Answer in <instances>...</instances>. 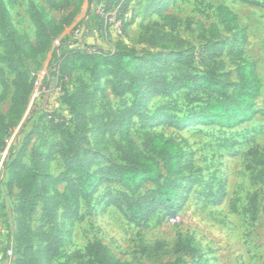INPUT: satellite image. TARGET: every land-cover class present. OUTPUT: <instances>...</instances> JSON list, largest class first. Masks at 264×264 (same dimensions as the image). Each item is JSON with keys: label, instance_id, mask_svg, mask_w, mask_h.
<instances>
[{"label": "rangeland", "instance_id": "rangeland-1", "mask_svg": "<svg viewBox=\"0 0 264 264\" xmlns=\"http://www.w3.org/2000/svg\"><path fill=\"white\" fill-rule=\"evenodd\" d=\"M34 10L47 15L53 35L43 54L35 51ZM107 17L118 25L111 21L104 25ZM14 34L26 46L13 59L26 73L42 77V87L38 91L34 87L19 121L13 111L16 76L8 67L5 47ZM121 43L143 60L139 63L143 71L134 67L128 71L149 88L158 74L160 83L166 84L186 74L191 84L197 76H208L232 93L239 64L254 63L262 84L255 111L242 124L223 128L197 121L213 96L208 90L180 88L167 96H149L142 114L156 113L159 119L151 124L134 117L129 136L140 148L147 132L175 138L192 155L176 208L156 210L141 225L132 224L115 201L136 196L118 183L101 181L76 214L59 211L50 224L43 215L45 196L64 192L66 182L53 181L65 172L66 164L57 144L61 137L49 123L55 118L72 127L65 96L81 84L86 87V129L77 156L91 173L124 165L117 149L119 136L100 131L112 110H123L133 101L131 95L113 93L112 76L97 80L75 67L63 81L55 64L71 51L114 54L119 47L124 50ZM219 44L221 56L215 57L213 48ZM152 68L156 73L150 75ZM50 110L54 115L47 113ZM0 114L8 126L17 125L10 155L23 153L30 165L37 154L36 162L47 176V181L39 180V199L27 221L29 241L19 234L16 208L22 194L10 188V158L0 170V264H93L87 248L94 242L101 243L117 264H264V0H0ZM175 117L189 119L178 127ZM154 188L147 185L141 194ZM176 214L180 223L170 225L168 217Z\"/></svg>", "mask_w": 264, "mask_h": 264}, {"label": "trees", "instance_id": "trees-1", "mask_svg": "<svg viewBox=\"0 0 264 264\" xmlns=\"http://www.w3.org/2000/svg\"><path fill=\"white\" fill-rule=\"evenodd\" d=\"M222 14L227 20H233L226 9H222ZM32 17L37 26L35 51L37 54H43L49 49L53 35L46 24L47 15L44 12L40 13L34 10ZM108 21V17L103 19V24L108 26ZM59 30L60 33L63 29ZM6 37L9 38L10 35L6 34ZM13 37L14 39L7 40L5 47L8 67L16 76L17 92L14 97L13 111L17 113V120H21L34 91L36 77L33 74L36 73H26L13 59L18 50L24 49L26 46L25 42L21 44L16 40V34ZM121 44L124 50L119 47L114 54L108 55H102L97 50L71 51L63 57L64 59H61L60 63L55 64L58 69V79L63 81L73 73L72 69L75 67L92 74L97 80L107 75L112 76L114 78L113 93L117 97L131 95L133 101L123 110L118 112L112 110L106 121L102 122V131H100L101 134H109L111 138L119 136L121 143L117 144V149L122 156L124 165L120 167L107 166L91 173L86 163L77 156L79 146L84 139L81 133L86 129V109L88 107L86 87L80 83L81 85L75 93L65 96L64 101L72 116V127L69 124L67 126L66 122L55 120V118H53L55 122L49 123L54 133L61 137V141L57 144L59 145V154L66 164L65 172L53 181L55 184L61 181L66 182L64 192L54 193L53 196L46 194L45 196L43 215L50 224L56 222L59 211H62L63 214H76L81 201L89 202L101 181L118 183L127 192L136 196L124 195L122 199L115 201V205L132 224L141 225L156 210L176 208L175 202L180 183L183 181L186 169L192 167V155H188L182 144L175 138H166L161 134L147 132L144 136L143 148H140L129 136V128L134 117L141 120L145 118L151 124L159 119L156 113L150 116L142 114L149 96H167L180 88L208 90L213 96H210L209 103L198 113L197 121L223 128H234L242 124L249 120L255 111V100L260 95L262 84L256 74L254 63L242 60L239 64L238 82L233 86L232 93L226 84L212 82L208 76H197L195 82L191 84L186 74L183 78H176L168 84L160 83L162 78L158 74L153 80L155 83L149 88L147 82L142 81V78L137 80L128 71L133 67L143 71L144 68L139 64L143 60L131 54L128 45ZM221 46L219 44L213 48L215 57L221 56ZM100 59H103L106 71L101 68L103 62L101 63ZM155 73L156 68H152L149 72L150 75ZM53 111L55 110H50L47 113L54 115ZM172 114L175 115L174 112ZM188 119L189 117L174 118L178 127H182ZM16 126V124L8 126L5 117L0 114V149L5 148L6 141ZM11 155L15 156L16 153ZM18 155L13 157V160L9 157L10 159L7 161V163L11 162L9 184L11 189L15 187L21 191V200L16 208L20 220L19 234L30 241L31 232L27 229V221L34 213L39 199V180L42 179L45 182L47 176L40 164L36 162L37 154H34L30 165L24 162L23 153ZM147 185H154L156 188L141 194ZM31 247L32 244L29 242L27 249L29 250ZM87 252L93 264H117L99 242L89 245Z\"/></svg>", "mask_w": 264, "mask_h": 264}, {"label": "built area", "instance_id": "built-area-1", "mask_svg": "<svg viewBox=\"0 0 264 264\" xmlns=\"http://www.w3.org/2000/svg\"><path fill=\"white\" fill-rule=\"evenodd\" d=\"M108 18H109V21H111V23H115L118 25L115 18H113V17L112 18L108 17ZM109 21H108V23H109ZM76 33L78 34L79 30H77ZM92 51H95V50H92ZM33 75L36 77V81H35L34 86H35V89L38 91L42 87V77L39 74H33ZM34 96L35 97L37 96L36 91H35ZM16 136H17V130L15 129L12 132L11 136L7 139L5 148L0 149V170L3 168V165L5 164V162L10 157L11 147L14 143ZM167 221L170 225H177L181 221V216L179 214L170 216V217H168Z\"/></svg>", "mask_w": 264, "mask_h": 264}]
</instances>
